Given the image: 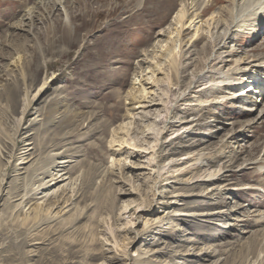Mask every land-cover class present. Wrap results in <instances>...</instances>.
I'll return each instance as SVG.
<instances>
[{"label":"rangeland","instance_id":"374dc122","mask_svg":"<svg viewBox=\"0 0 264 264\" xmlns=\"http://www.w3.org/2000/svg\"><path fill=\"white\" fill-rule=\"evenodd\" d=\"M64 1L59 8L58 0H0V264H114L108 258L123 245L135 264L150 256L154 264H264V71L246 78L256 82L253 92L245 91L244 82L242 89L214 87L182 101L172 121H187L175 128L186 131L170 139L176 133L171 131L165 140L172 143L164 147V138L152 141L155 162L162 167L198 154L210 159L166 182L157 213L138 218L139 204L154 203L159 178L139 169L153 168L117 146L125 134L114 130L133 123L124 119L135 65L182 0ZM231 3H210L201 20ZM195 25L187 33L193 34ZM257 29L251 37L237 35L229 50H237L239 58H263L264 26ZM221 30L208 34L215 43ZM209 39L191 48L200 58L180 74L174 90L189 96L187 87L208 70L211 52L203 49ZM234 60L219 63L215 72L232 73ZM238 91L241 99L234 95ZM167 98L169 104L173 97ZM138 133L127 139L147 148L150 140ZM29 136L32 147L44 148L19 165L14 156ZM63 169L71 172L67 191L55 199L43 197L55 187L43 189L41 183ZM201 175L217 181L177 184ZM121 189L134 194L121 197ZM126 200L135 203L122 214ZM175 201L178 205L170 203ZM159 211L171 216L163 228L146 234L144 218L156 219ZM106 230L115 234L109 242L115 250L103 244ZM136 234L145 239L135 240Z\"/></svg>","mask_w":264,"mask_h":264},{"label":"bare ground","instance_id":"6f19581e","mask_svg":"<svg viewBox=\"0 0 264 264\" xmlns=\"http://www.w3.org/2000/svg\"><path fill=\"white\" fill-rule=\"evenodd\" d=\"M58 1L59 2H57V4L59 8L60 6L61 8L63 5L65 6L64 0ZM217 1L218 0H182L179 4V8L176 14L173 16L171 21L166 27L157 32L154 42L148 49L144 50V52L141 54L142 57L139 60V63L135 65L136 67L130 83V90L128 91L126 96V101L128 100L129 102L126 103V119H124V121H126L127 119L129 121H134L133 123L124 122L123 124H120V126H118L116 130H114V133L119 136L122 135V133L125 134V137L119 140V144L117 146H119L123 151L128 150V157H133V155H135L134 157L138 158L139 163L142 162L144 165L146 164L147 166L153 168L151 170L145 166H142L139 167V169L150 170L152 171V173L155 172L159 178L156 185L158 189H156L155 193L153 194L154 203L149 206H146L142 203L139 204V208L136 210V212L139 211V214L141 215L138 218H142L145 215H152L153 213H157V197L160 196L159 189L163 185H167L165 184L166 182L191 173L193 169H196V167L193 168L194 166H198L197 169L199 170L202 165H204L205 162H208V160L210 159L209 155L206 156L198 154L197 157L190 156L187 158L169 160L162 167H159V163L155 162V155L153 154L155 153V149L154 146L150 147L152 141L154 143L157 142L158 138H164L165 142L161 141L162 147L166 146L168 143H172L170 142V140L166 141L165 137L169 133L171 134V131H174L175 128H180L185 125V123H187V121H172V113L180 107L182 101H187V99H189L190 97H194L192 96L193 93H198L204 89L211 90L214 87H236L238 89H242V86L240 85H245L244 82H247L248 84L245 91H247L248 93L253 92V85L256 84V82H248L246 81V78L248 77V75H251V73L254 74L255 72L260 73L264 71V57L260 59H256L255 57H253V59L251 57L239 58L238 56L240 55L237 50H229L230 44H235V42L237 41V35H245L246 37H251V35H254L258 32L257 26H264V0H232L230 8L221 7L213 11L211 16L206 21L201 20L204 13L208 11V9H206L207 6L210 5V3L214 4ZM140 2H143V0H140ZM227 10L228 12H226ZM194 24L198 25L194 33H187L190 31ZM220 29H222V39L219 43H215L212 40L213 37H209L208 34L209 32L213 34L214 30L217 31ZM189 35L191 36L188 37ZM203 38H210L208 40L209 44L206 45L203 49L204 53L206 54H209V50L211 52V56H209L206 60L208 62V70L205 73L201 74V76L197 80L193 81L192 84L187 87L186 91L188 90L187 95L189 96H186L181 94L177 87L175 90L173 88L177 86L180 74L185 72L193 63H197L200 57L196 56L195 50L192 52H190V50L191 48L197 47L196 43L201 39L203 40ZM187 47L189 48L187 49V52H185L184 49ZM228 58L235 59L234 63H237V67L231 69L230 72L232 73L230 74H222V72H220V74L218 73V75L214 70L215 67L219 63L225 64L226 59ZM187 61H190V63H186ZM166 63H168L167 69L165 66ZM144 65H146V67H144ZM43 88L44 85L39 89V92H41ZM169 93H171V95H169ZM234 95H237L239 99L243 97L242 92L239 91L237 93H234ZM168 96L169 99L170 97H173L172 101H169V104L166 101L168 99ZM259 100L260 98L258 95V97L256 98V104L259 102ZM261 102H263V100H261ZM250 103H253V98H251ZM250 107L253 106L251 105ZM258 108L256 109V112ZM254 110L255 109L249 108L247 111L251 112ZM26 116H28L27 109L24 110L23 113V117ZM134 130L137 134H139V131L140 135H143L144 138H148L150 140L147 148H143L141 146L136 147L132 144L133 138L127 139V137L133 135L132 133ZM183 131L186 130H179L176 131V133L174 132L175 134L170 139H178L182 137ZM29 138L30 136L26 141L28 143H25L23 145L20 155L17 157L16 155L14 156V159H18L20 161L19 165L29 163L31 161V157L35 156V154L37 155L36 151L44 148H36V146L32 147V145L34 144L29 143L32 137L30 140ZM112 145H114V141L112 142ZM151 154H153V156ZM223 155L224 154H221V156H219L222 160L227 158V156ZM125 164H127V162H125ZM129 166L131 165L129 164ZM56 167L58 170L59 166L56 165ZM205 171L209 173L206 169ZM17 173V175H20V171H17ZM51 177V182L46 183L45 181H43L40 185V187H42L43 189H51L52 187H55L51 191V196H49L50 193H46L43 196L45 198L49 197V200L57 198L59 192L63 194L65 190L67 191L66 186L67 182L71 179V172L66 171V169L59 170L55 175L52 174ZM213 181H217V178L211 180L210 177L205 178L201 175L192 179H188L187 181H178L177 184L181 182L189 185H199L203 183H212ZM37 194L38 192L35 193V195ZM132 194H134V191L127 192L123 191V189L119 190V196L121 197H128V195ZM172 197L179 198L186 196L176 195ZM124 202H126V204L123 207L122 214L129 213L130 211L128 210L131 209V207L135 203L129 200H126ZM67 203L68 201L65 202V204ZM170 203L172 205H178L176 201ZM158 213H160L161 216L155 217L156 219L144 218L146 220V234L152 233L158 227L163 228L162 224L165 223V220L169 216H171V212L166 213L165 211H159ZM174 215L180 216L184 214ZM116 219L117 218L113 219L112 223H115ZM119 219L124 220L126 218H123V216H121L119 217ZM36 220L37 218L35 219V222ZM128 223H130L131 228H133V226L135 225L131 222ZM105 232L106 234H108V236H106V242H103V244L111 246L109 242L112 240V238H114L115 234L109 235L110 233H108L107 230ZM137 238L139 241H143L145 239V236L136 234L135 240H137ZM111 247L115 250L114 246ZM116 250L119 253L115 251L114 256L108 258L109 261L117 264L123 260H126L127 264H135L133 263L134 261L132 260L133 258L130 250L126 245H123L122 249L116 248ZM207 253L209 252L207 251ZM207 253H204V257H209ZM188 255H191V253H189ZM181 256L184 255L181 254ZM150 258L151 256L148 258H144V260H142L139 264L157 263L152 261L153 259L151 260ZM165 263L175 264L171 262L167 263L166 261H164V264ZM136 264L138 263L136 262ZM158 264L161 263L158 262Z\"/></svg>","mask_w":264,"mask_h":264}]
</instances>
